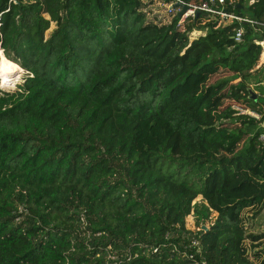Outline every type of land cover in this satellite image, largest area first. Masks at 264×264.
Returning <instances> with one entry per match:
<instances>
[{
    "label": "trees",
    "instance_id": "trees-1",
    "mask_svg": "<svg viewBox=\"0 0 264 264\" xmlns=\"http://www.w3.org/2000/svg\"><path fill=\"white\" fill-rule=\"evenodd\" d=\"M147 5L0 0L3 53L25 70L0 87V264H264L245 216L264 210V0L228 6L260 22L240 42L237 21ZM224 72L247 95L219 97Z\"/></svg>",
    "mask_w": 264,
    "mask_h": 264
},
{
    "label": "built area",
    "instance_id": "built-area-1",
    "mask_svg": "<svg viewBox=\"0 0 264 264\" xmlns=\"http://www.w3.org/2000/svg\"><path fill=\"white\" fill-rule=\"evenodd\" d=\"M11 2L16 3V0H10ZM235 0H202L198 3L193 4H185L182 0H173L171 3H165L166 5V12L168 14L176 11H180L181 7H175L176 3H183L188 6L187 10L182 14L180 17L179 22H183L186 17H194L196 16V11H199V15H204L208 19L217 20L221 24H231L235 21L239 22L240 24L235 28V35L233 36L236 42H240L243 40V36L245 33V29L242 26V22L250 23L251 25L259 24L260 22L247 17L241 16L235 13L232 10L228 9V6H232ZM254 0H250V3ZM193 36H197V32L192 33ZM195 34V35H194ZM256 44L261 47V53H264V40L256 41ZM3 53L2 47V34H1V14H0V54ZM243 112H246L245 110ZM254 114L256 117H259V113H251ZM260 139L264 142V133L260 135ZM203 229V225L197 227V230ZM193 246H196V251L199 252V241L197 239H192ZM183 255L188 257L189 259H195L193 252H187V249L184 250ZM194 264H209L207 260L201 258L200 260H195Z\"/></svg>",
    "mask_w": 264,
    "mask_h": 264
},
{
    "label": "rangeland",
    "instance_id": "rangeland-1",
    "mask_svg": "<svg viewBox=\"0 0 264 264\" xmlns=\"http://www.w3.org/2000/svg\"><path fill=\"white\" fill-rule=\"evenodd\" d=\"M145 1H146V3H148V5L146 6V9H150V13H148V17L152 16V13H153V14L158 15V17H161V18L165 19V21H166V19H169V16L167 15V12H166V5H165L166 2H165V0H145ZM54 27H55V24L51 23V27L48 30L47 35L49 34V32ZM191 37H194L193 34H191ZM11 61H13V60H11ZM258 61H259V59H258ZM258 61L256 63H254L253 66H256ZM16 64L19 67H21L18 63H16ZM24 73H25V70L21 67V70L15 74L16 82L14 83V85H11V88L9 90H14L15 89V85L17 83L19 84V83L23 82ZM227 77H228V80L226 82H224V80ZM230 77H232V74L224 72L222 74L216 75L214 78L211 77L210 81L214 82V84L217 85L216 89H219L220 86H222V88H225L224 91L222 90L223 94L226 91L229 90L230 93L233 92L231 95H233L234 93H238V94H241V95H244V94L247 95V91L245 89L239 87L240 86L238 84L239 83V78L234 79V78H230ZM7 80H9V79H7ZM7 80H5V79L4 80L3 79L0 80V87L1 88H2V84H3V88L7 89V82H8ZM220 81H222L221 84H219ZM249 86L253 90H255L252 84H250ZM195 98L197 99L198 97H195ZM230 104L234 105L235 109H237L238 111H240V110H242V108H244V107L238 105L235 102H232ZM230 104H228V105H230ZM259 107H262V106L261 105L257 106L258 109H259ZM244 109H245V111L247 113H254V111H255L253 108H244ZM203 203H204V201H203L201 195H198L195 198V200L193 201V204H195V205H203ZM254 213H255L254 210H251V209H248V210L245 211L246 223H247V226H248V230L251 231V232H254V233L264 232V210H262L257 215H255ZM215 215H216V213H212L211 214V218L214 219ZM195 220H196L195 219V215L193 213L189 214L186 217V220H185V227L187 229L197 230L196 221ZM205 222H206V224H208V221H205Z\"/></svg>",
    "mask_w": 264,
    "mask_h": 264
},
{
    "label": "bare ground",
    "instance_id": "bare-ground-1",
    "mask_svg": "<svg viewBox=\"0 0 264 264\" xmlns=\"http://www.w3.org/2000/svg\"><path fill=\"white\" fill-rule=\"evenodd\" d=\"M1 59L0 75L6 80H16L15 74L21 70V67H19L14 61L8 59L5 55H3Z\"/></svg>",
    "mask_w": 264,
    "mask_h": 264
},
{
    "label": "water",
    "instance_id": "water-1",
    "mask_svg": "<svg viewBox=\"0 0 264 264\" xmlns=\"http://www.w3.org/2000/svg\"><path fill=\"white\" fill-rule=\"evenodd\" d=\"M175 7H181V10L179 11L178 13V16L181 17L182 14L187 10L188 6L183 4V3H176L175 4ZM196 15L198 16L199 15V11H196ZM247 90L249 92V96L254 100V101H257L258 99V95L257 93L250 87V86H247ZM207 226L203 225V229H206Z\"/></svg>",
    "mask_w": 264,
    "mask_h": 264
},
{
    "label": "crops",
    "instance_id": "crops-1",
    "mask_svg": "<svg viewBox=\"0 0 264 264\" xmlns=\"http://www.w3.org/2000/svg\"><path fill=\"white\" fill-rule=\"evenodd\" d=\"M262 64H264V53H261L260 54V56H259V61H258V63H257V65L254 67V69H256V68H258V67H260ZM241 79L239 78V81H240ZM248 86L250 85L249 83L247 84ZM223 90H225V88L223 89ZM256 93H257V95H258V97H259V94H258V92H257V90H254ZM218 95H219V97L220 96H223V93H222V91H219V93H218ZM245 96V95H244ZM218 98V97H217ZM249 99H252L250 96H248V99L247 100H249ZM242 100L243 101H247L246 99H245V97H242ZM258 100V99H257ZM247 102H249V101H247ZM228 104H230V103H226L225 104V106L226 105H228ZM251 104H253V106H256L257 105V103L255 102L254 103V101L253 102H251ZM260 105V104H259ZM224 106V107H225ZM232 106H234V105H232ZM252 106V107H253ZM223 107V108H224ZM235 107V106H234ZM243 109V108H242Z\"/></svg>",
    "mask_w": 264,
    "mask_h": 264
},
{
    "label": "clouds",
    "instance_id": "clouds-1",
    "mask_svg": "<svg viewBox=\"0 0 264 264\" xmlns=\"http://www.w3.org/2000/svg\"><path fill=\"white\" fill-rule=\"evenodd\" d=\"M1 55H4V53L0 54V56H1Z\"/></svg>",
    "mask_w": 264,
    "mask_h": 264
}]
</instances>
